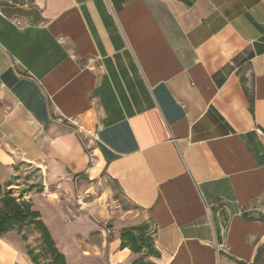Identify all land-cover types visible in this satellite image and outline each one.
I'll use <instances>...</instances> for the list:
<instances>
[{"label": "crops", "instance_id": "0c3cea01", "mask_svg": "<svg viewBox=\"0 0 264 264\" xmlns=\"http://www.w3.org/2000/svg\"><path fill=\"white\" fill-rule=\"evenodd\" d=\"M0 185L66 264H132L137 218L152 264H253L264 0H0ZM26 232L0 237V264H32Z\"/></svg>", "mask_w": 264, "mask_h": 264}, {"label": "trees", "instance_id": "16d2710c", "mask_svg": "<svg viewBox=\"0 0 264 264\" xmlns=\"http://www.w3.org/2000/svg\"><path fill=\"white\" fill-rule=\"evenodd\" d=\"M13 228L19 232L24 229L30 233L36 232V247L30 245L26 247V254L33 264H41V260L42 264H66L64 256L55 247L39 213L32 210L28 202L17 201L0 185V237ZM28 232L21 236L22 240H27ZM121 239L123 242L128 241L129 245L131 243L137 245L135 248H131L134 254L139 253L140 246L144 244L143 237L134 235L131 230L124 231L121 234ZM263 252L264 246L259 249L253 264L259 261Z\"/></svg>", "mask_w": 264, "mask_h": 264}, {"label": "rangeland", "instance_id": "374dc122", "mask_svg": "<svg viewBox=\"0 0 264 264\" xmlns=\"http://www.w3.org/2000/svg\"><path fill=\"white\" fill-rule=\"evenodd\" d=\"M24 177H26L27 179H29V181H31L32 183V187L35 188V191H38V185H43V175L40 174V173H37L36 171H33V172H30L29 174H26V175H21V179H23ZM19 180V178H17ZM20 184L23 183L22 181L19 182ZM26 185V184H25ZM41 190V189H40ZM20 195L21 194H18L17 196L18 197H14L17 199V201H21L19 200L20 199ZM115 198L118 199V207L126 212L128 209H130L125 202H123V200L117 196V194L115 193ZM25 202V201H23ZM29 203V202H28ZM30 204V203H29ZM138 219V220H137ZM136 220L134 219L133 221H137L136 223H140V224H136V225H131L129 227H126V228H123L119 231V237L121 239V234L124 232V231H127V230H131L132 233H134V235H140L143 237V241H144V244L143 246H140L141 249H140V252L139 253H136L134 254L132 251H131V248H135L137 245H134V244H128V241L125 243L128 248H129V251L134 254L135 256V260L132 264H152V259H155L156 256H155V250L153 248V244H152V234L150 232V230H148V227L144 224V223H141L139 222V218H137ZM28 235V238H29V241H30V246L31 247H36V243H35V239H36V232H28L27 233ZM122 240V239H121ZM152 253V254H151ZM32 263V262H31ZM40 263L42 264V260L40 261ZM33 264V263H32ZM256 264H264V254L261 256V258L259 259V261L256 263Z\"/></svg>", "mask_w": 264, "mask_h": 264}, {"label": "built area", "instance_id": "2783aa9c", "mask_svg": "<svg viewBox=\"0 0 264 264\" xmlns=\"http://www.w3.org/2000/svg\"><path fill=\"white\" fill-rule=\"evenodd\" d=\"M223 230H224V226H222L221 230H220V236L223 235Z\"/></svg>", "mask_w": 264, "mask_h": 264}]
</instances>
